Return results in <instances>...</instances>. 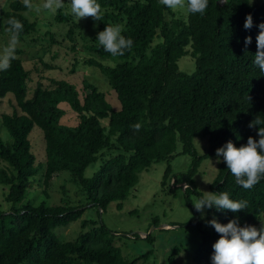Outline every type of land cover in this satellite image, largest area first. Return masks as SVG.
Instances as JSON below:
<instances>
[{
  "label": "trees",
  "instance_id": "trees-1",
  "mask_svg": "<svg viewBox=\"0 0 264 264\" xmlns=\"http://www.w3.org/2000/svg\"><path fill=\"white\" fill-rule=\"evenodd\" d=\"M97 2L102 10L100 24H121L122 34L134 42L130 51L118 57L111 56L99 43L86 47L91 54L86 64L106 78L120 104L118 110L87 81L83 82L82 95L65 80L50 79L45 86L38 81L31 89L30 72L19 57L9 70L0 71V103L10 99L11 106V112L3 113L1 121L12 139L11 144L0 140V160L8 166L0 168V186L8 187L5 202L9 205L8 210H0V264H137L145 257L127 262L114 244V234L102 223L97 226L88 220L81 226L89 230L77 239L59 240L54 230L80 220L86 211L83 205L34 206L24 202L31 182L41 171L29 140L35 127L41 130L45 143L44 188L66 172L70 181L81 187L86 204L99 212L111 203H117L120 209L140 173L178 155L177 143L182 145L181 154L193 157L192 165L179 178L167 166L161 186L169 187L173 179L172 186L183 190L181 196L191 207V195L202 197L192 179L200 162L216 157V150L228 141L239 148L249 136L259 139L258 128L248 125L256 117L264 120V73L253 63L258 25L264 23V0L253 5L251 0H209L204 15L185 10L179 17L159 0ZM27 11L23 0L9 2L1 16L0 35L7 34L6 21L12 17L24 26L20 43L35 34L37 23L25 16ZM248 14L253 18L250 30L244 28ZM54 19L57 24L70 25L66 36L74 41L80 25L61 10ZM157 36L161 42L151 47ZM248 36L252 42L245 50ZM20 53L17 49V55ZM187 55L194 59L191 74L180 72L178 67L179 59ZM110 60L113 66L103 63ZM40 63L46 70H53L43 60ZM63 105L69 108L65 110ZM67 111L76 115L77 124L61 122ZM136 123L141 124L139 131L132 127ZM197 137L208 139V149L202 156L194 150ZM98 160V170L85 178V170ZM181 182L189 188L176 187ZM211 189L214 193L228 192L234 200H247L248 207L236 213L207 209L210 220L227 224L238 218L241 227L260 228L264 222V178L246 190L236 183L222 157ZM195 226L199 238L189 254L190 262L212 264V245L219 234L211 225L203 229L201 221ZM176 255L174 249L168 264H173Z\"/></svg>",
  "mask_w": 264,
  "mask_h": 264
},
{
  "label": "rangeland",
  "instance_id": "rangeland-1",
  "mask_svg": "<svg viewBox=\"0 0 264 264\" xmlns=\"http://www.w3.org/2000/svg\"><path fill=\"white\" fill-rule=\"evenodd\" d=\"M11 1L0 0V21ZM262 1L251 0V4H259ZM34 2L40 3L42 0H34ZM222 2L224 0H220V3ZM59 10L71 16L72 21L80 25V28L75 31L74 41L66 36L70 25L55 22L54 17L58 10L55 14L47 12L37 14L35 11L29 10L25 13L31 22L37 23L38 29L35 34L29 36L18 47L21 53L17 57L23 61V66L30 72L29 87L34 88L38 81L45 86L49 85L50 79L65 80L74 84L82 95L83 82L87 81L104 93L113 109L118 110L120 104L106 78L99 70L86 64V61L91 58L90 51L86 47L98 43L97 34L103 31L106 26L103 27L99 21L91 17L81 18L78 21L71 13L70 0H64V7ZM174 10L177 11V17L181 14L182 16L185 15V10L182 13L180 9ZM50 35L53 36L52 43L49 39ZM7 41L8 34L4 32L3 35H0V48H3ZM160 42V37H155L151 47ZM73 46L74 49H72ZM40 60L50 64L53 70L43 68ZM103 63L114 65L113 60L103 61ZM178 67L180 72L191 74L194 71V59L189 55L184 56L179 59ZM63 107L65 110L69 108L68 105H63ZM70 111H67L61 122L66 125H75L77 124L76 115ZM10 112V99L5 98L0 103V140L4 144H11L12 139L2 125L1 115ZM42 135L41 130L37 127L29 135L31 150L36 158L35 164L39 165L41 171L31 182L24 202H29L34 206L44 203L47 206L64 204L86 207V211L80 220L54 230V234L59 240L66 242L77 239L82 233L89 230L90 227L82 228L81 226L82 221L88 220V223L95 222L96 225L98 224L97 226L102 223L106 229L114 234V244L119 248L121 255L127 262L145 255L138 260L137 264H168L169 255L174 249H177L173 264H191L189 254L193 253L195 242L199 238L195 224L201 221L203 229H208L210 217L207 214V209L204 210L203 214L195 210L193 203L199 199L198 195H191V207L187 206L181 196L183 190L181 192L179 188L176 189L172 186L173 183L175 184L173 179L169 183V187L162 188L161 186L167 166H170L172 175L179 178L185 175L192 165L193 157L180 153L182 150L180 143L176 145L178 155L172 160L155 163L148 170L139 174L137 185L130 191L120 209H117V203H111L104 212H99L96 208H91L90 205L86 204L81 187L74 185L66 172L54 179L49 188H44L42 182L44 165L42 166V164L45 161V143ZM193 146L196 155L202 156L208 149V139L197 137L193 140ZM100 164L101 161L98 160L89 166L84 172V177L91 178ZM218 165L217 156L200 162L192 179L201 196L204 195V192H213L211 185L217 176ZM6 167H8L7 164L0 160V168ZM185 185L181 182L176 187L185 189ZM7 192L8 187L0 186L1 211L9 209V205L5 202ZM44 192L47 194L46 196ZM81 192L83 196H81ZM163 226H168V228H162ZM140 233L149 235L150 240H145Z\"/></svg>",
  "mask_w": 264,
  "mask_h": 264
},
{
  "label": "clouds",
  "instance_id": "clouds-1",
  "mask_svg": "<svg viewBox=\"0 0 264 264\" xmlns=\"http://www.w3.org/2000/svg\"><path fill=\"white\" fill-rule=\"evenodd\" d=\"M159 3L170 9H183L188 14L204 15L209 0H159ZM23 5L29 11L37 14L42 12L52 13L64 7V0H42L35 3L34 0H23ZM71 13L79 21L81 18L91 17L101 20V5L97 0H70ZM8 27L7 44L0 48V71H7L12 66V61L17 58V49L20 46V34L24 30L23 23L15 17L6 21ZM253 27V18L248 14L244 28L250 30ZM260 31L256 37L257 51L253 63L264 73V23L258 25ZM123 33V26L119 23L106 25L105 29L97 34L96 40L103 49L113 57L123 56L126 50H131L133 40ZM252 42L251 36L244 40L245 50ZM264 120L256 117L248 127L258 128L255 139L248 137L247 143L239 148L232 141L216 150L217 163L223 157L227 169L236 178V183L244 189H251L264 178ZM135 131L141 128L140 123L133 126ZM185 190L189 188L184 186ZM193 206L197 212L204 213L205 209L215 207L218 210H229L233 213L247 209V200H234L228 192H204ZM219 234V239L212 245V264H264V222L258 229L252 225L240 226L238 218L229 220L227 224L218 222L215 218L208 221Z\"/></svg>",
  "mask_w": 264,
  "mask_h": 264
},
{
  "label": "water",
  "instance_id": "water-1",
  "mask_svg": "<svg viewBox=\"0 0 264 264\" xmlns=\"http://www.w3.org/2000/svg\"><path fill=\"white\" fill-rule=\"evenodd\" d=\"M165 227H167L168 228V226H163L162 228H165ZM140 235L143 237V238H145L147 235H145V234H142V233H140Z\"/></svg>",
  "mask_w": 264,
  "mask_h": 264
}]
</instances>
